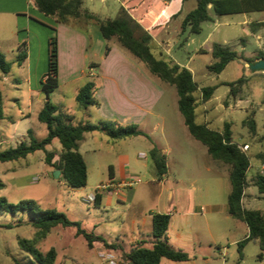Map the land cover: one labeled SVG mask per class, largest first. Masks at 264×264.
<instances>
[{
	"label": "rangeland",
	"instance_id": "1",
	"mask_svg": "<svg viewBox=\"0 0 264 264\" xmlns=\"http://www.w3.org/2000/svg\"><path fill=\"white\" fill-rule=\"evenodd\" d=\"M189 5L191 7L192 2ZM211 12L215 14L213 9ZM258 15L264 16V11L258 13ZM18 18L15 14L0 15L2 51L11 63V71L8 74L10 81L8 83L0 81L1 108L4 113V119L0 121V150L17 146L21 141L20 135L14 131L11 122L12 119L19 118L22 112L26 117L22 118L23 121L20 123L19 131L26 132V129H32L37 139L44 138L47 133L46 125L38 119V112L43 105L42 101L45 99V95L42 91L36 89L34 93H31L29 89L31 85L36 86L38 75L42 77L49 70L48 48L53 30L50 26L32 21L30 28L22 23L27 29L22 32L18 30ZM239 18L241 16L236 14L222 16L219 18L220 22L217 23H204L200 33H192L194 38L192 43L183 48H172L171 52L165 54L163 58L188 64L193 71L194 81L200 87L215 86L222 81H235L240 77L247 79L240 87L236 97L231 96L229 86L218 85L211 101L207 103V111H203L202 105L196 109V122L204 123L206 112L209 113L212 119L209 122L210 127L214 129L222 130L224 122L231 121L233 141L243 146L247 144V154L251 161L258 164L264 163L257 157L259 153H264V74L259 73L261 71L251 70L249 66L244 67L246 59H243L242 56L243 42L241 43V41L246 43L247 55L253 53L256 55V52L260 51L264 53V46L259 47L256 38L250 35L247 29L236 23ZM70 25L78 29L84 27L83 23L78 22ZM94 25L99 32V25L96 23ZM94 32H97L96 29ZM210 35L211 37H209ZM23 37L28 39L27 42L31 44L34 54L31 65L34 77L32 81L27 79L28 68L18 61V45L20 38ZM224 37L229 41L228 46L237 51L240 57L230 62L222 73L214 74L208 69V65L214 62L212 54L200 52L199 49L202 41L206 39L205 44L210 45L208 41L221 42ZM70 45L71 43L68 40H63L65 53L62 55V60L64 68L71 52L72 47ZM152 52L160 57L159 48L152 46ZM95 55L94 52L90 53L89 61L99 62L100 58ZM65 72L66 69L63 71V77H65ZM64 80L66 79L64 78ZM86 80L88 79L83 78L76 83H64L50 94V100L75 109L77 119L85 117L92 120V122H96V118L92 119L87 115L85 116V113L90 111L79 107L76 101L77 85L84 83ZM161 82L165 92L156 106L154 116H150L140 126L144 135L135 139H120L116 144L117 148H128L132 146L131 141L134 140V147H138L142 149V153H146V162L151 166L149 148L152 147L151 142L154 141L155 145L162 147L165 146V143H168L172 150L166 154L168 164L166 184L167 186L180 188L178 192L181 193L182 200L177 208L195 209L194 206L196 205L199 210L201 206H207L209 203L216 205L214 215L191 214L183 220V225L188 228L187 231L194 238L195 244L185 241L189 237L187 235L186 238L183 237L181 243L190 252L193 249L198 250L195 264H264V261L259 259L261 248L256 240L245 243L243 260L240 257L238 244L233 242L245 236L247 227L242 220L233 217L226 210L228 196L231 191L230 166L214 159L209 154L207 147L192 136L179 110V96L176 87L165 81ZM195 94L200 103L202 101L201 90ZM16 98L19 101L17 103ZM250 117L256 120L255 133L250 130L249 123L244 122L246 118L249 119ZM77 119L75 121H78ZM154 125H157L155 130L153 129ZM104 136L107 138L108 135ZM99 138L97 135L95 142H91L90 145L81 143L82 151L89 149L85 152L84 157L91 169L85 187H71L63 173L56 177L55 167L47 164L45 152L39 150L30 153L25 158L6 162L0 161V182L4 184L0 189V196L5 197L11 203H18L22 200H35L42 208L64 212L70 219L80 221L88 231L98 235L104 233L111 237V241L116 242L119 233L129 231L130 219L138 210L141 211L143 208L157 209L156 193L160 184L158 181L153 180L155 178L153 167L146 170L144 167L138 166L135 168L133 177L134 180L140 178L141 182L133 184L130 188L136 190L137 193L136 200L132 204L109 208L88 201L87 197L95 191L98 185L111 182L109 168L107 167L110 161H114L111 153L107 152L105 147H101L100 151L90 149L93 145L98 147ZM54 143L58 146L60 144L57 139ZM53 145H49L47 148L51 149ZM141 152H138V155ZM141 159L143 158L139 156L138 160L142 161ZM56 160L58 158L54 159V161ZM93 160L98 163L95 169L92 168L91 164ZM254 173L255 169H251L248 173L249 177ZM249 180L250 185H254L252 177ZM104 192L106 193L107 190H104ZM253 192L257 196L252 197L251 204L247 207L261 209L264 213V194H261L256 187H250L248 193ZM167 200L168 197L164 194L161 209H164ZM27 217L26 213L11 214L0 211V224L11 223L14 225L12 228L0 227V264H16L17 260L22 264H38L32 263V257L21 249L18 244L19 237L31 240L37 239L38 230L25 222L28 219ZM207 217L209 228L212 230L216 242L209 233L206 224ZM178 223H175V225L177 226ZM75 232L74 227L57 225L51 229L45 238H39L36 245L43 252H47L51 247L56 248L57 259L55 264H110L108 252L103 249L101 244L89 249L86 239L83 236L77 237ZM173 240H175V236ZM124 246L128 247V245ZM102 251L105 254L104 257L100 254ZM119 252L120 250L113 252L114 259L117 262L116 257Z\"/></svg>",
	"mask_w": 264,
	"mask_h": 264
},
{
	"label": "trees",
	"instance_id": "2",
	"mask_svg": "<svg viewBox=\"0 0 264 264\" xmlns=\"http://www.w3.org/2000/svg\"><path fill=\"white\" fill-rule=\"evenodd\" d=\"M35 5L44 15L54 18L59 23L71 24L74 22L92 21L99 25L102 37L105 40L116 38L118 44L143 61L149 70L157 75L162 81L174 85L177 89L179 100V110L184 117V122L194 138L201 141L208 149L209 154L230 166L229 178L231 191L228 196L229 213L238 219L243 220L249 227V235L238 243L239 252L243 255V247L246 242L256 240L261 248L259 259L264 257V213L259 209H245L242 206V196L248 186V169L250 157L241 150L239 144L233 141L232 123L224 122L222 130L212 129L207 124L196 122V107L198 100L195 96L198 84L194 81L191 70L181 66L170 59H164L165 54L160 53L156 56L152 52V36L145 31L142 26L134 20L130 14L122 8L117 17L113 19H101L99 16L82 8L83 0H34ZM212 5L217 15L234 13H248L264 11V0H197V6L190 11L184 18L182 27H190L192 33H200L202 23L209 21V5ZM254 28L264 27V21L253 23ZM25 45V43H24ZM110 51V46L106 45L105 54ZM212 56L214 62L208 65L210 72L220 74L231 61L240 56L229 46L214 43L212 46ZM27 56L23 49L18 57L19 63H23ZM264 58V54H260ZM256 60L247 59V63ZM0 71L9 73L11 63L6 59V55L0 51ZM262 72V71H261ZM59 43L55 32L49 40V70L42 80V90L47 96L43 108L38 114V119L46 124L48 133L46 137L37 139L32 131H29V142L21 141L17 146L7 147L0 150V161H14L27 157L30 153L42 150L46 154V162L60 170L64 174L68 184L73 188H81L87 185L88 173L87 164L83 155L79 151V142L84 139V135L91 131H105L111 139H121L144 134L134 124L120 125L115 121H102L94 124L80 121L72 123L69 116L62 113L60 105L50 100V94L59 86ZM247 81L245 77H240L235 81H228L224 84L230 87V94L236 97L240 87ZM217 86L210 85L201 88L203 101H208ZM96 83L89 79L79 89L76 100L82 107L96 104L94 92ZM1 98V93H0ZM3 118V111L0 107V119ZM249 123L250 130L256 132V120L253 117L244 120ZM58 140L61 150L58 153V160L53 161L57 152L48 151L47 147ZM152 162L157 176L162 179L167 174L166 157L155 146L150 150ZM264 161V153L257 155ZM255 185L261 193H264V174L258 173L254 180ZM0 182V189L3 187ZM101 201V195L97 196L96 204ZM0 211L5 213L17 214L26 213L30 224L37 231V239L18 238V244L32 257V263L55 264L57 250L51 247L47 252H43L37 247V240L45 238L54 226L74 227L75 235L83 236L89 248L95 242H100L104 247L111 250H120L122 258L128 264H160L162 258L173 261H187L190 255L173 247L167 237L170 225V215L166 213L153 214V236L154 241L151 247L138 244L125 251L120 243L109 242L102 235L95 234L86 230L78 220H72L64 212L55 209H44L35 200H22L18 203H11L5 197L0 196ZM0 227L12 228L13 224H0ZM16 264H22L18 260Z\"/></svg>",
	"mask_w": 264,
	"mask_h": 264
},
{
	"label": "crops",
	"instance_id": "3",
	"mask_svg": "<svg viewBox=\"0 0 264 264\" xmlns=\"http://www.w3.org/2000/svg\"><path fill=\"white\" fill-rule=\"evenodd\" d=\"M191 2H192V6L190 7L189 4ZM196 6H197V0H83L82 8L99 16L101 19H113L117 17L119 11L122 8H124L130 14V16L134 20H136L142 26V28L152 36L151 46L159 48V52H158L159 54L160 53L167 54L171 52L172 48H176V47L183 48L194 41L192 32L190 31V27L187 26L185 29H183L182 24L185 16L190 11H192ZM208 8L211 19L209 21H205L202 23V29H203V24L206 22L217 23L218 21L220 22L219 18L222 16H231L237 14L240 15L241 18H239L236 23L238 25L243 26L245 29L249 31L250 35L256 38L259 47L264 46V27L256 29L254 28V26H252L253 23L264 21V16L258 15V13L260 12L262 13L263 11L217 15L216 13L212 14L211 10L213 9V7L211 4L208 6ZM9 14H15L19 17L18 30L22 32L27 30L26 26H28L27 28L31 27L32 21H36L43 25L45 24L47 26H50L53 30V34L55 32L57 33L58 43H59L60 63H59V76H58L59 86L56 89L60 88L64 83L66 84L76 83L78 82V80H81L83 78L84 79L87 78L88 80L92 79L96 83V90L94 92V98L96 100V104L90 105L88 107H82L78 104L79 107L84 108L85 110L88 109L90 112L88 113L86 112L87 114L85 113V116L87 115V117H90L92 119L96 118L95 119L96 122H92V120L87 119L85 117L81 119H77L75 109L71 107H67L60 102L53 101L55 104L61 106L63 115L69 116L72 120V123L77 124L80 121H83V122H90L97 124L102 121H115L118 124L124 126L134 124L138 127V129H140V126L143 125L150 116H154L156 106L165 92L164 88L162 87V82H161L162 80L157 75L153 74L143 61L138 59L130 52L124 50L125 48H122L118 44L116 38H112L109 41L105 40L102 37V33H100V31L98 32L97 28L95 27L94 25L95 22L82 20L81 23H83L84 27H82L83 29H78L77 27L71 26L70 24L59 23L54 18L44 15L42 12L39 11L37 6L35 5L34 0H0V15H9ZM49 19H51L52 21H50ZM22 23L26 24V26L25 25L23 26ZM95 29L97 32H94ZM209 37H211V35ZM64 39L68 40L69 43H71L70 46L72 47L70 55L68 56V59L65 62L66 63L65 68L63 67V60H62V55L65 53L63 48ZM27 40L28 39H26V37L20 38L18 45V52L20 54V52L23 49L26 50L27 56L21 65L26 66L28 68L27 79L29 81H32L34 80V77L31 71V65L34 60L33 58L34 54L31 49V44L27 42ZM206 41L207 39L205 41H202L201 47L199 49L200 52L211 53L212 46L214 43H220L225 46H228L229 44L228 43L229 41L226 37H224L223 41L221 42L208 41L210 42V45L205 44ZM241 43L243 46L242 47L243 59L246 60L261 59L260 54L263 53V51L256 52L257 53L256 55L254 53L253 54L251 53L252 55H247L245 48L246 43L244 41H241ZM1 44H2V39H0V51L3 52ZM106 45L110 46V51L108 54H105ZM93 52L96 54L95 56H98L100 58L99 62L89 61V57H90L89 55L90 53ZM238 55L240 56L239 53ZM171 60L191 70L193 75V71L188 66V64H183L173 59ZM244 67L245 68L248 67V63L246 61H244ZM64 69H66L65 77H63ZM9 73L5 74L0 71V81L8 83L10 81L8 76ZM259 73L264 74V72H259ZM45 76H46L45 74L42 77H39V75L37 76L36 86L31 85L29 89L31 93H34V91L36 90L43 92L42 80L45 79ZM64 78L66 80H64ZM86 81L84 83H86ZM225 82L228 81H222L218 85H225L224 84ZM84 83L82 84L80 83L77 85L76 96L79 89ZM218 85L215 86H217L218 88ZM201 88L202 87L198 85V90L196 92L200 91ZM195 96L198 100L196 109L200 105H202V107L204 108L203 111H207V107H208L207 103L211 101L212 97L208 101H203L202 91H201L202 101L199 103V99L196 94ZM15 100L16 103L19 102L17 98ZM46 100H47V96L45 95V99H43L42 101L43 105L41 109L43 108ZM1 104H2V94L0 98V107ZM24 117H26V115H24L22 112V115L17 119H12L11 123L13 125L14 131L20 135L21 141L29 142L30 140L29 131L31 130L32 134L35 136L34 131L32 129H26V132H24L23 130L19 131L20 123L23 121L22 118ZM2 119H4V113ZM2 119H0V121ZM76 119L78 121H75ZM211 120L212 119L210 118L209 113L206 112L203 124H207L210 127L209 122ZM156 128L157 125H154L153 129L155 130ZM97 135L98 137H100L98 140V147L93 145V147H91L90 149H92L93 151H100L101 147H105L106 151L111 153V157L114 158V161H110L107 164V167L109 168V178L111 182L118 185V188H110L107 189L106 193L103 191L102 194H99L101 195V201L98 205H104L109 208H115L121 205L123 206L127 204H132L137 197L136 190L130 189L131 186L124 187L122 184L135 179L133 176L135 175L134 173L135 168L138 166L144 167L146 170H149L150 167L151 168L153 167L154 169L153 173L155 174V178L153 180L158 181L160 184V187L156 193L157 209L151 210V209L143 208V210L141 211L138 210L130 219L129 231L127 233H119L118 237L116 238L117 240L116 242L117 243L121 242L120 244L122 245L125 251H129L131 248H133L138 244H143L147 247H151L154 241L153 223H152L153 214L166 213L170 215V225L167 232L169 243L176 249H181L187 252L190 255V258L187 261H173L167 258H162L160 264L162 263L195 264V261L197 260L198 257V250L193 249V251H191L193 253H191L190 250L182 246L181 243L183 237L185 236L186 238L187 235L189 237H187L185 241H189L190 243L193 242V245L195 244L194 238L190 235V232L187 231L188 228H186L183 225V220H185V218L190 216L191 214L197 215L202 213L203 215H207V216L214 215L216 213V205L214 203H209L207 206H201L199 210L197 209L196 205L194 206L195 209H189V208L178 209L177 207L181 203L180 201L182 200V195L180 192H178L180 191L179 187L178 188L171 187V186H167L166 184L167 175H168V164H167V174L162 179H159L153 162L151 166L146 162L147 159L146 153H142L141 152L142 149L138 147H134L135 144L134 140L131 141L132 146H129L128 148H121V147L117 148L116 144L120 139H111L109 136H107L106 138V136H104L107 135L105 131L87 132L84 135V139L79 142V151L83 155V157L85 152L89 151V149H85L86 151H82L81 143H86L90 145L91 142H95L94 140L95 137H97ZM142 135L144 134L121 138V139H135ZM54 141L51 144V145L54 144L53 147L51 149L47 148V150L57 152L54 157L55 159L58 158V153L61 150V144H59L58 146L54 143ZM151 146L152 147H149L150 150L154 146H156L162 152V154L165 155V157L166 154L172 150L170 145H168V143H165V146L162 147L155 145L154 141H152ZM138 152L141 153L138 155ZM139 156L143 158L141 159L142 161L138 160ZM84 159L87 164V173H89L91 170L90 165L85 157ZM166 163H167V157H166ZM91 164L93 169H95V167L98 166V163L95 160H93ZM263 166L264 163L257 164L256 162L251 161L250 158V166L248 169V173L251 169H255V173L251 175L252 182H254L256 175L258 173H261V169ZM251 177H249L248 174V178H247L248 186L245 188L242 196V206L245 209H253V208H248L247 206L251 204V201L253 199L252 197L257 196L255 192L251 194L248 193V189L250 187H256L258 189L255 183L254 185H250L249 179ZM164 194L168 197V200L164 209H161L162 208L161 202L164 198ZM226 210H228V201H227ZM178 221L180 222L178 223ZM175 223L176 224L178 223V225L176 226ZM208 223L209 220L207 217L206 224L208 226L209 233L212 239L214 240V242H216L215 236L212 230L209 228ZM245 225L247 227L246 229L247 233L245 234V236L239 240L236 239L233 242L238 244L240 241H242L249 235V227L246 223ZM198 227H202V226H198ZM103 235L102 236L105 237L109 242H115V241H111V237H109L108 235H105L104 233ZM174 236H175V240H173ZM97 244H101L103 246L102 243L95 242L92 248H95ZM123 244L128 245V247L124 246ZM103 249L108 252V255H112L113 257H115L113 252L116 250H111L104 246ZM100 254L103 257L105 255L103 251ZM240 257L243 260V255L240 254ZM116 258L118 259V264H128V262H126L122 258L121 251L119 252V255ZM164 259L167 260L165 261ZM260 260L264 261V257L263 259Z\"/></svg>",
	"mask_w": 264,
	"mask_h": 264
},
{
	"label": "built area",
	"instance_id": "4",
	"mask_svg": "<svg viewBox=\"0 0 264 264\" xmlns=\"http://www.w3.org/2000/svg\"><path fill=\"white\" fill-rule=\"evenodd\" d=\"M239 147H240L241 150L244 151V152H246L247 149H248V146H247V145H245V146H243V145H239ZM261 173L264 174V166H263L262 169H261ZM140 182H141V179L138 178V179H136V180H131V181H128V182H126V183H123L122 185H123L124 187H126V186H132L133 184L140 183ZM110 188H118V185H116V184L113 183V182H110V183H107V184H103V183H102V184H100V185H98V186L96 187V189H95L94 192H92V193L89 194V196L87 197V200H88V201H91V202H92V201L95 202L96 199H97V196H98L99 194H102V192H103L104 190H107V189H110ZM109 258H110V264H118V262L114 259V257H113L112 255H109Z\"/></svg>",
	"mask_w": 264,
	"mask_h": 264
},
{
	"label": "water",
	"instance_id": "5",
	"mask_svg": "<svg viewBox=\"0 0 264 264\" xmlns=\"http://www.w3.org/2000/svg\"><path fill=\"white\" fill-rule=\"evenodd\" d=\"M248 66L253 71H262L264 72V58L258 59L253 63H248ZM61 174L60 170H55V176L59 177Z\"/></svg>",
	"mask_w": 264,
	"mask_h": 264
}]
</instances>
